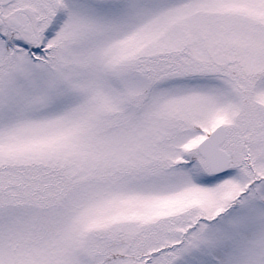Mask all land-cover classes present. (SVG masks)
I'll list each match as a JSON object with an SVG mask.
<instances>
[{
	"label": "snow or ice",
	"instance_id": "obj_1",
	"mask_svg": "<svg viewBox=\"0 0 264 264\" xmlns=\"http://www.w3.org/2000/svg\"><path fill=\"white\" fill-rule=\"evenodd\" d=\"M0 264H264V0H0Z\"/></svg>",
	"mask_w": 264,
	"mask_h": 264
}]
</instances>
